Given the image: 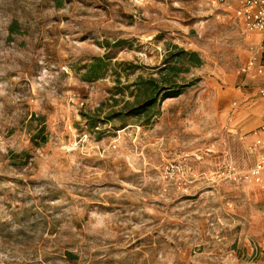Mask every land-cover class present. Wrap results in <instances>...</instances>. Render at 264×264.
<instances>
[{
  "label": "rangeland",
  "instance_id": "rangeland-1",
  "mask_svg": "<svg viewBox=\"0 0 264 264\" xmlns=\"http://www.w3.org/2000/svg\"><path fill=\"white\" fill-rule=\"evenodd\" d=\"M228 4L0 0V264H264L240 179L264 101ZM173 46L202 57L193 85L127 115Z\"/></svg>",
  "mask_w": 264,
  "mask_h": 264
},
{
  "label": "trees",
  "instance_id": "trees-1",
  "mask_svg": "<svg viewBox=\"0 0 264 264\" xmlns=\"http://www.w3.org/2000/svg\"><path fill=\"white\" fill-rule=\"evenodd\" d=\"M58 7H61L62 0H54ZM122 42H117L120 45ZM173 51L169 52L164 60L165 68L160 71V78H151L148 81L139 78L134 85L138 86L141 92V98H136L130 107V102H125L124 108L127 109V115L140 116L152 108H154L158 101H165L167 99L176 98L180 96L183 91L192 84L187 83L182 75L191 72L193 68H200L203 65V59L197 52L188 51L178 46H173ZM105 59L95 60L87 69L85 74V81L93 82L99 80L102 76V71L106 67ZM168 65V67H167ZM125 115L123 111L115 113V117ZM40 137V133L37 134ZM45 140V139H44Z\"/></svg>",
  "mask_w": 264,
  "mask_h": 264
},
{
  "label": "built area",
  "instance_id": "built-area-1",
  "mask_svg": "<svg viewBox=\"0 0 264 264\" xmlns=\"http://www.w3.org/2000/svg\"><path fill=\"white\" fill-rule=\"evenodd\" d=\"M223 1V0H222ZM234 21L241 26L242 37L252 39L255 34H261L264 43V0H241L240 7L235 12ZM250 57L242 68L243 73L255 69L260 77L258 96L264 101V46H250ZM255 141L251 151L258 153L255 165L241 180H249L264 190V124L255 132ZM255 257L258 256V248H252ZM251 264H259L253 261Z\"/></svg>",
  "mask_w": 264,
  "mask_h": 264
},
{
  "label": "crops",
  "instance_id": "crops-1",
  "mask_svg": "<svg viewBox=\"0 0 264 264\" xmlns=\"http://www.w3.org/2000/svg\"><path fill=\"white\" fill-rule=\"evenodd\" d=\"M240 3H241V0H229V4L227 5L228 6V8H225V7H223L226 11L227 10H229L230 11V9H233V8H235V12H236V10L240 7ZM234 18H235V14H234ZM233 18V19H234ZM232 26V28L234 29H236V30H234L237 34H238V38L240 37V40H242L243 41V45H244V49H245V52H246V60L248 61V59H249V57H250V46H252V45H254V46H256V47H262V46H264V43H263V39H262V35L261 34H255L253 37H252V39H250V40H246V39H244L243 37H242V34H241V31H242V29H241V26H239V25H237L236 23H235V21L231 24ZM186 50V49H185ZM201 57V56H200ZM202 58V57H201ZM193 69H197V68H193ZM192 69V70H193ZM255 72H256V70H255ZM256 76H257V73H256ZM258 77V79H259V82L261 81V79H260V77L259 76H257ZM260 85V84H259ZM257 95H258V91H257ZM263 104H264V102H263ZM259 124H261L258 128H257V130L261 127V126H263V124H264V121L263 122H260V123H257L256 125H259ZM256 130V131H257ZM254 137H255V135H254ZM257 155H258V153H256V157H257ZM255 165V164H254ZM263 180H264V178H263Z\"/></svg>",
  "mask_w": 264,
  "mask_h": 264
}]
</instances>
